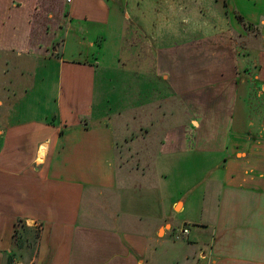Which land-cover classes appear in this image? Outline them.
<instances>
[{"label":"crops","instance_id":"0c3cea01","mask_svg":"<svg viewBox=\"0 0 264 264\" xmlns=\"http://www.w3.org/2000/svg\"><path fill=\"white\" fill-rule=\"evenodd\" d=\"M241 1L249 21L264 19V0ZM207 3L0 0V264L9 258L11 264H264V127H255L236 69L223 68L228 54L197 49L217 37L205 35L206 28L232 22L222 0ZM150 12L149 33L143 19ZM136 30L144 51L130 42ZM261 35L256 78L264 87V26ZM126 59L133 60L138 82L139 99L131 106L137 124L146 106L171 93L189 112L197 109L200 129L208 119L202 109H220L229 99L217 147L200 146L201 135L189 141L188 123L181 122L179 133L166 131L154 148V172L139 182L134 173L130 179L116 160L127 138L95 100L96 90L108 91L105 75L126 71ZM146 82L150 101L141 96ZM184 144L217 150V199L207 221L186 220L184 242L168 245L156 240L146 221L161 209L153 190L166 177L163 160L167 170L170 155ZM167 202L176 211L184 207L174 198ZM18 221L31 237L20 248L13 237ZM161 225L158 237L172 228Z\"/></svg>","mask_w":264,"mask_h":264},{"label":"rangeland","instance_id":"374dc122","mask_svg":"<svg viewBox=\"0 0 264 264\" xmlns=\"http://www.w3.org/2000/svg\"><path fill=\"white\" fill-rule=\"evenodd\" d=\"M209 1L210 0H207L208 3L206 7L210 6L208 5ZM241 3H243L241 0L238 2L233 0L231 3L230 0H222L221 8L225 10L226 19L231 17L232 22L224 28L221 27L218 29L211 25V28H206L205 35L208 34L207 36H209L215 34L217 37L206 39L197 49L206 54L212 52L228 54V56H225L226 59L221 60L223 68L231 70L232 67H234L236 69V82L238 88L246 97L247 110H249L250 115H255V127L260 129L261 126L264 127V87H262L263 83L258 81L256 76L260 67L258 55L263 49L261 34L264 26V19L260 18L257 21H249L248 16L246 17L245 15L248 14V8ZM205 14H208L207 10ZM237 15L241 16L243 23L238 20ZM208 16H210V14ZM205 17L207 18V16ZM143 21H145V26L148 27L145 28L149 30L150 33L153 29L151 12L144 17ZM146 21L148 22L147 24ZM248 23L252 25L248 26ZM142 38V34L139 31L136 30L132 33L130 42L137 41V43H135V51L142 50L143 44L139 42L142 41ZM206 62H208V60H206ZM132 66L133 60L126 59V71H122L121 76L105 75L108 80L107 83L109 84L107 93L99 92L98 89L95 94L96 103L100 101L102 108H108V113L115 121V126L118 129L116 133H118L119 136H122L124 133L127 138V140L122 142L124 147L121 148L123 156H119L117 153L116 160L118 161V165H120L121 161L124 163L125 170L131 175L130 179H133L134 175L132 174L134 173V179L139 182L145 179L149 173L152 174L154 172L152 169L149 170V167H152L149 166V162L152 161L154 148L157 147L162 135L166 131L172 129L169 132L172 131L174 134L179 133L181 129L178 128L179 126L177 125L181 124V122L183 124L188 123L189 128H187V130L189 129L190 132H186V136H188L189 141L190 138L201 135V138L204 140L198 141V143L201 144L200 146L211 149L217 147V144L221 140L226 122L225 112L227 110V104L225 103H227L226 101L229 99L224 98L225 103H222L223 105L220 109L214 108V106L208 109H202L207 113L208 119L200 129H195L197 125L195 117L197 109H190L189 112L188 107H186L185 102H183L184 100L177 95L171 98V93L168 94V100L164 101L163 99H158L155 100L153 104L146 106L144 112L141 113L140 119L143 121L137 124V122H134L136 119H134L131 110V106L134 103L133 100L136 98L139 99V95L136 92V84L138 82L133 83ZM146 78L147 77H142V79L147 80ZM98 79L100 78L98 77ZM145 85L147 90H142L141 88V96L144 100L147 99L150 101V98H153L151 84L146 82ZM192 93H199V91L197 90ZM201 93L200 96L210 94L207 91H201ZM157 94H159V92L155 94V97ZM226 94L228 96L229 93L227 92ZM191 110H193V114H191ZM150 118L155 122L153 125L149 123ZM171 126L172 128H170ZM148 130H151L150 134ZM149 135L154 139L150 141V139H148ZM212 144L215 146H211ZM188 146L189 144L180 147L182 150L179 148L174 154L170 155L171 165L167 170L166 158H164L162 166L164 167L166 177L162 178V180L158 179L155 183V185H157L156 189L153 190V194L157 193V197L160 199L161 209L156 217L146 221V227L153 228L154 231H156V240L158 242L163 241L168 245H173L174 241H176L174 243L177 245L184 242V238L180 237L179 239H175L173 232H175L176 235L177 231L183 227L186 220L189 219L193 222L207 221L217 199L219 181L216 176V170L221 160L220 155L217 154V150H213V152L209 150H195L193 149L194 147L188 149ZM173 198L176 200V203H183L184 207L181 210L176 211L169 208V202H167V200H172ZM164 221L167 224L171 223L172 228L167 230L163 236L158 237V233L162 228L161 223ZM192 224H190L191 227ZM21 234H23L22 236H24V238L27 237V234L25 235L23 232ZM30 240L31 237L28 238L29 243H31ZM165 245H163V249H165ZM30 248L32 249L31 246ZM177 254L178 252L176 255ZM168 264L170 263L168 262Z\"/></svg>","mask_w":264,"mask_h":264},{"label":"trees","instance_id":"16d2710c","mask_svg":"<svg viewBox=\"0 0 264 264\" xmlns=\"http://www.w3.org/2000/svg\"><path fill=\"white\" fill-rule=\"evenodd\" d=\"M237 18L240 22L243 23V19L241 18L240 15H237ZM252 24L248 23V26H251ZM20 221H18L16 223V227L14 228V232H13V237H14V243L15 245L20 248L24 243H25V239L24 236H22V234L20 233L21 232V229H20ZM36 237V234L33 236V239H35ZM10 258L8 259V263H10Z\"/></svg>","mask_w":264,"mask_h":264},{"label":"built area","instance_id":"2783aa9c","mask_svg":"<svg viewBox=\"0 0 264 264\" xmlns=\"http://www.w3.org/2000/svg\"><path fill=\"white\" fill-rule=\"evenodd\" d=\"M72 0H66V2H70ZM188 233V229L186 227L181 228V230H179V232H177V234L175 235L176 239H179L180 237H182V235H185Z\"/></svg>","mask_w":264,"mask_h":264}]
</instances>
